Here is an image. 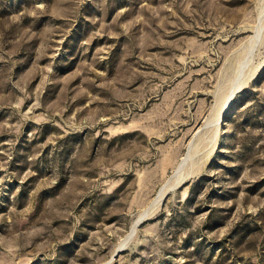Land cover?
Masks as SVG:
<instances>
[{"label":"rangeland","instance_id":"1","mask_svg":"<svg viewBox=\"0 0 264 264\" xmlns=\"http://www.w3.org/2000/svg\"><path fill=\"white\" fill-rule=\"evenodd\" d=\"M0 264H264V0H0Z\"/></svg>","mask_w":264,"mask_h":264},{"label":"bare ground","instance_id":"2","mask_svg":"<svg viewBox=\"0 0 264 264\" xmlns=\"http://www.w3.org/2000/svg\"><path fill=\"white\" fill-rule=\"evenodd\" d=\"M181 170V169H180ZM181 172V171H180ZM179 172V173H180ZM179 173L177 172V174L174 176V178L176 177L177 179H176V181L179 183V177H180V175H179ZM181 180V179H180ZM169 185V184H168ZM168 185H164L163 187H162V189H160V192H159V194H158V196H157V199L155 200V204H160L161 203V201H162V199H163V197H164V195H165V193H166V191L169 189V187H168ZM171 188V187H170ZM143 218V216H141V217H139L135 222H134V224L132 225V228H131V232H130V234L128 235V239H129V237H131L133 234H134V232L136 231V226L138 225V223L140 222V220Z\"/></svg>","mask_w":264,"mask_h":264},{"label":"water","instance_id":"3","mask_svg":"<svg viewBox=\"0 0 264 264\" xmlns=\"http://www.w3.org/2000/svg\"><path fill=\"white\" fill-rule=\"evenodd\" d=\"M140 223H141V222H140ZM140 223H139V224H140Z\"/></svg>","mask_w":264,"mask_h":264}]
</instances>
